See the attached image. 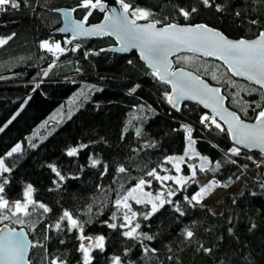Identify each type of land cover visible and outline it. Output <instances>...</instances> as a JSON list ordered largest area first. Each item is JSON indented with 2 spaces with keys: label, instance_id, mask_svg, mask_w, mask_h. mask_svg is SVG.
Returning <instances> with one entry per match:
<instances>
[{
  "label": "trees",
  "instance_id": "1",
  "mask_svg": "<svg viewBox=\"0 0 264 264\" xmlns=\"http://www.w3.org/2000/svg\"><path fill=\"white\" fill-rule=\"evenodd\" d=\"M127 2L151 11L153 21L203 24L232 40H251L264 31V0H214L210 8L200 0ZM77 4L78 0H21L20 8L0 12V38L15 33L0 46V157L12 168L4 174L10 183L0 195L10 202L23 200V192L31 184L32 199L51 209L44 213L30 206L31 215L22 217L24 224L4 220L0 227L7 224L26 230L31 244L36 245L30 249V264H51L57 257L65 264H82L78 230L68 231L66 222L61 230L54 227L64 210L87 222L85 236L105 237L104 251L91 250V264H112L113 256H120L122 264H264V158L243 150L239 156L226 155L233 147L227 133L214 125L201 124L206 113L200 107L185 104L174 111L165 96L169 87L153 77L135 54L100 52L114 46L110 38L74 42L53 35L62 23L56 11L71 10ZM216 4L221 5V11L216 10ZM192 7L198 11L188 19L177 10ZM85 11L77 8L74 18L82 20ZM100 17L93 10L88 24L99 22ZM45 40L71 43L66 42L67 52L55 56L40 48ZM76 45L80 47L71 51ZM53 63L55 66L44 77L43 71ZM173 67L193 72L219 88L227 107L245 122L255 120L260 110L257 104L264 107L258 88L233 79L217 61L182 54L173 58ZM134 87L136 91L132 92ZM183 125L192 128V139L196 141L193 148L209 158V168L221 162L217 171H208L212 179L223 187L240 182L243 192L224 196L221 212L212 213L200 203L185 200L197 192L195 183L189 181L183 189L169 183L163 192L165 198L178 204L185 215H179L173 204L165 203L148 220L138 216V231L153 236V240L143 236L129 239L121 235V229L109 228L106 221L120 223L119 219H111L113 213L121 216L113 206L118 194L122 196L141 178L151 181L149 191L161 193L159 181L146 173L152 169L160 175L174 173L165 161L185 153L188 134ZM18 143L21 151L8 157L7 152ZM81 144L88 147L76 156L67 155L70 148ZM90 158L100 163L92 167ZM49 165L65 179L60 181ZM104 165L107 172L102 175ZM121 165L128 170L126 173L116 171ZM181 170L189 176L187 165ZM169 187L179 189L175 196L167 197ZM149 209L150 205L133 203L138 213ZM185 229L193 231L191 240L185 238ZM145 246L156 251L145 254Z\"/></svg>",
  "mask_w": 264,
  "mask_h": 264
},
{
  "label": "snow or ice",
  "instance_id": "2",
  "mask_svg": "<svg viewBox=\"0 0 264 264\" xmlns=\"http://www.w3.org/2000/svg\"><path fill=\"white\" fill-rule=\"evenodd\" d=\"M122 9L117 12L115 8H109L106 11L109 13L105 15L104 22L98 25H91L85 27L88 23V18L93 14V10L100 9L105 10V6L102 0H78L77 8L84 9L85 14L82 20H72L71 13L75 12L77 8L71 9L64 14L65 26L62 31L71 32L72 38L75 39L78 36H90V35H108L114 36L120 44L118 50L120 52H127L130 49H138L141 59L146 61L147 66L152 70L151 74L157 80L164 84L171 85V92L165 93L168 103L179 111V104L181 100L192 99L200 104H203L205 108H211L213 115L209 116L205 114L201 117L200 122L206 127L215 126L220 132L229 134L233 141V147L228 150L226 155L230 157L239 156L241 154V147L245 149H259L261 154L264 155V107L257 104L256 107L260 110L256 113L255 123H245L240 116L232 111H228L223 107V101L226 99L221 94L219 88L209 87L199 77L193 76L191 73L185 72L183 69L172 71V63L169 60V56L182 49H187L191 52H200L204 56L216 57L220 59L228 66V70L235 76L245 77L248 81L254 82L264 89V31L258 34V37L253 40L239 39L231 40L220 31L210 28L207 25H190L180 26L174 23H164L160 20L153 21V13L149 10L133 7V5L127 0H115ZM200 3L210 8L214 4V0H200ZM21 6V0H0V11L6 8L18 9ZM217 11H221L222 7L219 4L215 5ZM178 13L185 19L191 17L193 13H196L198 9L192 7L190 10L185 8H178ZM239 15V13H237ZM146 21V23H138V21ZM255 24L256 21H251ZM161 25L157 27V25ZM15 33L7 38H0V46L5 45L9 40L13 38ZM71 43V40L66 41ZM80 45H76L71 51H76ZM40 48L46 50L49 53H61L63 54L66 49L62 48L59 42L50 43L48 40L40 43ZM101 52L105 49H101ZM99 54V53H93ZM89 53H85L87 57ZM58 59V57H57ZM190 60V57L184 58ZM132 64V61H128ZM55 64H50L47 70L43 71V76L47 77L49 71ZM79 71V69H77ZM215 79V76L213 77ZM39 87V85H37ZM138 87V85L136 86ZM132 92L136 91L134 87ZM264 99V97H262ZM246 112L247 109H244ZM219 120L223 124L227 125V128L218 122ZM15 117H13L14 119ZM11 123V121H9ZM7 127V125H5ZM187 132V145L188 148L184 153V156L179 157H167L166 163H171L175 171L181 173V163H187L185 156L191 159L189 152L191 151L200 158L199 171L200 172H215L221 167V162L216 161L214 167L209 168L211 163L207 156H201L195 152L192 147L196 141L192 139V128L188 125H183ZM3 131V128H0ZM139 135V130H137ZM35 147V145H32ZM88 145L81 144L79 147L70 148L67 151L69 157L78 155L80 149L86 148ZM21 151V145L18 143L12 149L7 152V156L11 157L14 153ZM247 159L252 160L251 156ZM91 166L96 167L100 161L90 158ZM231 163L235 164V160H231ZM53 172L59 177L60 181L65 179L64 176L53 165H49ZM191 170L190 176L184 175H160L156 169H152L147 172L148 177H153L157 181L167 182L172 181L175 185L179 186V189H183L189 181L195 183V177L197 168L196 165L189 164ZM247 167V165H244ZM12 168L6 166L4 157H0V193H4L5 186L10 183L5 173H10ZM116 171L118 173H126L128 170L123 166H119ZM167 171V169H165ZM107 172V165H104V173ZM239 179V177H237ZM231 181V177H229ZM54 183H56L54 181ZM150 180L141 178L133 187L128 189L122 196L118 194V198L114 201V207L117 211L121 212V216L117 217L113 213L112 220H120V223H108L105 222L109 228L121 229V235L129 239H139L143 236L146 240H153L154 237L146 233H141L138 230L141 228V224L137 222V217L142 215L144 220L150 219L165 203L173 204L175 211L183 216L184 211L181 210L178 204H175L171 199H166L163 192L153 196L151 192H145V185H150ZM221 186L215 179L210 180L207 184L200 187L199 191L191 196L189 199L185 197V200L189 204L192 201L200 203L204 196L209 195L214 188ZM227 186V185H224ZM264 187V185H262ZM177 189V190H179ZM171 187L167 190V197L176 195V191ZM34 189L31 184L27 185L23 192V200H16L10 202L3 195H0V222L4 220L12 221L13 223L24 224L25 220L22 217L31 215L29 207H39L44 213L51 211L43 203H38L32 199V193ZM133 202L136 205H144L145 207L150 205V209L144 213H138L133 210ZM91 206L88 208V212L91 213ZM15 218V219H13ZM66 222L68 231L78 230L80 233L78 239L81 241L78 251L82 253V264H91L92 257L90 255L93 248L104 251L105 237L97 236L95 238L85 236L84 223L81 222L78 217H75L72 212L64 210L63 214L59 217V220L54 225L56 230H61L62 223ZM49 227H53L49 225ZM254 228L255 225H252ZM185 238L191 240L194 233L190 229H185ZM88 241L87 244L84 242ZM63 243V241H61ZM32 245L26 239V235L21 229L17 232L15 229H8V225L5 224L4 230H0V264H28L25 259V254L28 252L29 247ZM145 254L149 251L155 252L156 249H149L147 246L143 248ZM204 251H211L210 249H204ZM127 255V252H125ZM112 264H122L120 256H113L111 258ZM51 264H65L64 261L58 257L51 261Z\"/></svg>",
  "mask_w": 264,
  "mask_h": 264
},
{
  "label": "water",
  "instance_id": "3",
  "mask_svg": "<svg viewBox=\"0 0 264 264\" xmlns=\"http://www.w3.org/2000/svg\"><path fill=\"white\" fill-rule=\"evenodd\" d=\"M102 3H103L104 6H105V10H104V11H102V10H100V9H95V11H97L98 13H100V14L103 15L102 20H101L98 24H102V23L104 22L105 15L109 14V13L106 11L107 9H109V8H115V9L117 10V12L122 11L120 5H119L118 3H116L115 1H113V0H102ZM12 10H13V9H8V10L0 11V12H11ZM69 11H70V10H67V9H60V10H57V11H56V14H58V15L61 17V19H62V23H61V25H60V26H59V27H58V28L52 33L53 35H55V36H60V37H69V38H70L72 41H74V42H77V41H92V40H98V39H103V38L108 37V38H110V39L114 42V46L109 47V48H106L105 51H103L102 53H111V54H115V55H119V56H126V55H129V54H132V53H133V54H135V55L138 57L139 61H140V62H141V63H142V64H143V65H144L149 71L152 72V70L147 66L146 61H144L143 59H141V57H140V53H139V50H138V49H130V50L127 51V52H120V51H118V50H113V49H119V47H120L119 42L117 41V39H116L114 36H108V35H103V36L90 35V36H78V37H76L75 39H73V38H72V34H71V32H65V31H62V29H63L64 26H65V16H64V14H65L66 12H69ZM71 19H72V20H77V19L74 18V16H73V12L71 13ZM140 23H146V22H140ZM98 24H94V25H98ZM198 25H201V24H198ZM202 25H203V24H202ZM88 26H91V25H88V24L85 25V27H88ZM180 26H186V25H180ZM157 27H160V26L157 25ZM257 37H258V36H257ZM257 37H255L254 39H256ZM231 40H232V39H231ZM251 40H253V39H251ZM100 52H101V51H100ZM182 54L194 55V56L199 57V58L204 59V60H209V59H210V60H213V61H217L218 63H220V64L226 69V71L228 72V74H229L230 77H232V78L235 79V80L245 82V83H247V84H249V85H251V86H254V87L258 88V89L262 92L263 97H264V89L260 88L259 85H256L254 82H250V81H248L245 77H242V76H235V75H233L232 72H230V71L228 70V66H227L226 64H224V62H223L222 60L217 59L216 57L204 56V55H203L202 53H200V52H191V51H188L187 49H182V50H180V51H178V52H175V53H173L172 55H170V56H169V60H170L171 63H172V69H171L172 71H176V70H178V69H175V68L173 67V58H175V57H177V56H179V55H182ZM179 69H181V68H179ZM183 70H184L185 72H187V73H191L193 76L198 77V76H197L196 74H194L193 72H190V71H188V70H186V69H183ZM199 78H200V77H199ZM200 79H201V78H200ZM201 80L204 81L209 87L217 88L216 86H212V85H210V84H209L207 81H205L204 79H201ZM158 81H159V80H158ZM159 82H161V81H159ZM161 83H163V82H161ZM163 84H164V83H163ZM165 85H167V86L169 87V93H170V92H171V85H170V84H165ZM221 94H222V93H221ZM222 95H223V94H222ZM263 100H264V99H263ZM167 103H168V100H167ZM185 104H195V105H197L198 107H200V108L203 110L204 113L208 114L209 116L213 115L211 108H205V107L203 106V104H200V103H198L197 101L192 100V99H184V100H181V101H180V104H179V109L181 108L182 105H185ZM168 105H169L174 111H177L175 108H173V106H172L171 104L168 103ZM223 107H224L225 109H227L228 111H232V110H230V109L227 107V105H226V99L223 101ZM232 112H233V111H232ZM217 120H218V122H220V123L225 127V129L227 128V125L223 124V122L219 120V117H217ZM244 122H245V121H244ZM245 123H255V120H254L253 122H245ZM225 132L227 133V131H225ZM227 136H228V138H229L231 144L233 145V141H232V139L230 138V136H229L228 133H227ZM240 147H241V150H243V151H246V152H248V153L259 154L260 156H262V157L264 158V155L261 154V152H260L259 149H251V150H249V149H245V148H243L242 146H240ZM4 226H5V225H2V226L0 227V230H4ZM8 229H9V230H11V229H15L17 232H19V231L22 229L23 232H24L25 235H26V239H27L29 242H31L30 239H29V237H28V234H27V232H26V230H25L24 228H12V227H10V226L8 225ZM30 249H31V246L29 247L28 252L25 254V259L28 261V264H30V263H29Z\"/></svg>",
  "mask_w": 264,
  "mask_h": 264
},
{
  "label": "rangeland",
  "instance_id": "4",
  "mask_svg": "<svg viewBox=\"0 0 264 264\" xmlns=\"http://www.w3.org/2000/svg\"><path fill=\"white\" fill-rule=\"evenodd\" d=\"M60 45L62 48H65L66 49L65 52H67L68 45L66 44V42H63V43L61 42ZM47 53H49V52H47ZM50 54L57 56L61 53L57 52L55 54H53V53H50ZM187 148H188V145L186 146V150H187ZM189 155L191 156V159H189L187 156H185V160L187 161V163H181L180 167L182 168L184 165L188 166L189 164L196 165L197 172H196V177H195V180H196L195 185L197 186V192H198L201 186L207 184L210 180H213V179H212L211 175L209 174V172H200L199 171V165L201 163L200 158L198 156H196L194 153H192L191 151L189 152ZM180 156H184V154L180 155ZM177 157H179V156H177ZM169 164H171V163H169ZM171 167H172L173 172H174L172 174L173 176L183 175L182 173L178 174L175 171L172 164H171ZM188 170H189V176H190L191 170L189 169V167H188ZM159 183H160V186H159L160 189L159 190L161 192H164L166 190V187L169 183L174 184L172 181H167V182L159 181ZM148 186L149 185H145V187H144L145 192H151L147 189ZM175 186L177 188H179L178 185H175ZM242 192H243V186L240 182H236L233 185H231L230 187L219 186V187L214 188V190L209 195L204 196L203 199L200 201V204L205 206L212 213H219L222 210V198L224 196H226V195H239ZM151 193L153 196H156L157 194H159V193H154V192H151ZM130 203H131V201H130Z\"/></svg>",
  "mask_w": 264,
  "mask_h": 264
},
{
  "label": "flooded vegetation",
  "instance_id": "5",
  "mask_svg": "<svg viewBox=\"0 0 264 264\" xmlns=\"http://www.w3.org/2000/svg\"><path fill=\"white\" fill-rule=\"evenodd\" d=\"M97 14H99V16H101L100 17V21L102 20V18H103V15L102 14H100V13H98L97 11H95ZM99 21V22H100ZM99 22H97V23H95V24H98ZM140 22H146V21H143V20H141V21H138V23H140ZM88 24V23H87ZM88 25H94V24H88ZM99 40V39H98Z\"/></svg>",
  "mask_w": 264,
  "mask_h": 264
},
{
  "label": "bare ground",
  "instance_id": "6",
  "mask_svg": "<svg viewBox=\"0 0 264 264\" xmlns=\"http://www.w3.org/2000/svg\"><path fill=\"white\" fill-rule=\"evenodd\" d=\"M8 9H11V8H6L5 10H8Z\"/></svg>",
  "mask_w": 264,
  "mask_h": 264
}]
</instances>
